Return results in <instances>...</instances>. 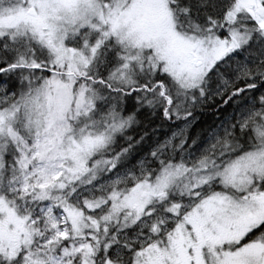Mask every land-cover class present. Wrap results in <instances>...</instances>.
<instances>
[{
  "label": "snow or ice",
  "instance_id": "1",
  "mask_svg": "<svg viewBox=\"0 0 264 264\" xmlns=\"http://www.w3.org/2000/svg\"><path fill=\"white\" fill-rule=\"evenodd\" d=\"M0 264H264V0H0Z\"/></svg>",
  "mask_w": 264,
  "mask_h": 264
}]
</instances>
